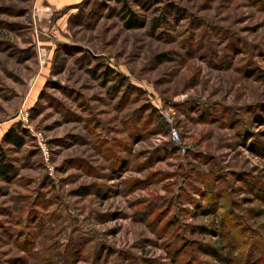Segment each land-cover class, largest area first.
I'll return each instance as SVG.
<instances>
[{
	"label": "rangeland",
	"instance_id": "rangeland-1",
	"mask_svg": "<svg viewBox=\"0 0 264 264\" xmlns=\"http://www.w3.org/2000/svg\"><path fill=\"white\" fill-rule=\"evenodd\" d=\"M11 126L0 264H264V0H0Z\"/></svg>",
	"mask_w": 264,
	"mask_h": 264
},
{
	"label": "trees",
	"instance_id": "trees-1",
	"mask_svg": "<svg viewBox=\"0 0 264 264\" xmlns=\"http://www.w3.org/2000/svg\"><path fill=\"white\" fill-rule=\"evenodd\" d=\"M61 12V11H60ZM59 13V12H56ZM25 143V138L22 130L17 126H11L2 136L0 141V177L8 179L14 172V166L7 159L4 145L11 148L19 149Z\"/></svg>",
	"mask_w": 264,
	"mask_h": 264
},
{
	"label": "crops",
	"instance_id": "crops-1",
	"mask_svg": "<svg viewBox=\"0 0 264 264\" xmlns=\"http://www.w3.org/2000/svg\"><path fill=\"white\" fill-rule=\"evenodd\" d=\"M40 3L46 4L51 13L65 10L83 0H38Z\"/></svg>",
	"mask_w": 264,
	"mask_h": 264
},
{
	"label": "built area",
	"instance_id": "built-area-1",
	"mask_svg": "<svg viewBox=\"0 0 264 264\" xmlns=\"http://www.w3.org/2000/svg\"><path fill=\"white\" fill-rule=\"evenodd\" d=\"M52 36H53V33H52ZM172 133H174V136L176 137V140H177V133L174 131Z\"/></svg>",
	"mask_w": 264,
	"mask_h": 264
}]
</instances>
